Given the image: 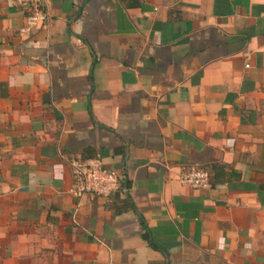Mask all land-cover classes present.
Masks as SVG:
<instances>
[{"label":"crops","instance_id":"obj_1","mask_svg":"<svg viewBox=\"0 0 264 264\" xmlns=\"http://www.w3.org/2000/svg\"><path fill=\"white\" fill-rule=\"evenodd\" d=\"M42 5L0 0V264H264V0Z\"/></svg>","mask_w":264,"mask_h":264},{"label":"built area","instance_id":"obj_2","mask_svg":"<svg viewBox=\"0 0 264 264\" xmlns=\"http://www.w3.org/2000/svg\"><path fill=\"white\" fill-rule=\"evenodd\" d=\"M14 4L27 10L26 24L19 30L20 35H27L35 27L44 24L48 17L43 9V0H11ZM73 188L71 192L79 197L85 194L101 199L112 197L117 192L126 193L123 180L114 172L102 168L99 159L70 161ZM178 182L195 189L210 188V175L206 170L189 167L182 170Z\"/></svg>","mask_w":264,"mask_h":264},{"label":"trees","instance_id":"obj_3","mask_svg":"<svg viewBox=\"0 0 264 264\" xmlns=\"http://www.w3.org/2000/svg\"><path fill=\"white\" fill-rule=\"evenodd\" d=\"M124 184H125V186L128 188V186H129L128 182H126V183H124ZM119 206H120L119 209L130 208V202H129L128 197H125L124 199L120 200V201H119Z\"/></svg>","mask_w":264,"mask_h":264}]
</instances>
